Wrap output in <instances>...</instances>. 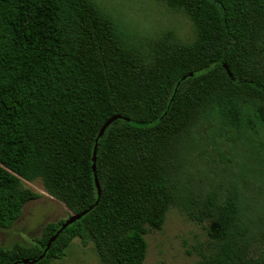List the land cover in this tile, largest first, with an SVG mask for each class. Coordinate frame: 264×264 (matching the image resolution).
<instances>
[{"label":"trees","instance_id":"obj_1","mask_svg":"<svg viewBox=\"0 0 264 264\" xmlns=\"http://www.w3.org/2000/svg\"><path fill=\"white\" fill-rule=\"evenodd\" d=\"M156 1L190 38L138 34L97 0H0V227L40 195L22 179L71 214L94 204L42 258L64 219L0 244V264H49L74 239L100 264H141L171 207L205 229L195 264H264V0ZM114 114L98 196L92 151Z\"/></svg>","mask_w":264,"mask_h":264},{"label":"rangeland","instance_id":"obj_2","mask_svg":"<svg viewBox=\"0 0 264 264\" xmlns=\"http://www.w3.org/2000/svg\"><path fill=\"white\" fill-rule=\"evenodd\" d=\"M97 1L138 34L155 35L172 30L182 39H188L192 35L187 18L156 0ZM200 169L202 176L212 171L208 161ZM22 186L40 195L24 203L20 216L11 226L0 227L2 246L10 247L16 242L28 244L33 237L40 235L46 223L57 222L71 214L61 201L45 191L40 178L31 181L22 179ZM145 239L146 254L141 264H195L200 256L199 252L206 249L204 246L207 243L203 226L188 219L175 207L167 210L161 228H148ZM49 264L100 262L91 244L82 245L79 239H74L67 248L66 255Z\"/></svg>","mask_w":264,"mask_h":264},{"label":"water","instance_id":"obj_3","mask_svg":"<svg viewBox=\"0 0 264 264\" xmlns=\"http://www.w3.org/2000/svg\"><path fill=\"white\" fill-rule=\"evenodd\" d=\"M223 66L225 67L227 73L229 75L230 72L227 68V66L225 64H223ZM192 73H189V75H191ZM185 77L182 76V79ZM122 116L120 114H114L112 116H110L103 124L102 126L100 127L96 137H95V143H94V146H93V151H92V170H93V173H94V183H95V186L97 188V193H98V196L100 194V187H99V184H98V180L96 178V175H95V154H96V146H97V139L103 134L105 128L113 121L115 120L116 118H121ZM128 119V118H127ZM94 204L90 205L88 208H85L77 213H73L69 216H67L66 218H64L63 222L61 223L60 227L55 231V233H53L49 238L48 240L46 241V245H45V248H44V251L39 255L38 258H42L45 251L49 248L51 242L56 238V236L58 235V233L63 229L65 228L68 224L72 223L73 221L79 219L82 215H84L90 208L93 207ZM37 259H32V260H28V259H22V260H19V261H14L12 262L11 264H16L17 262H23V263H33L35 262Z\"/></svg>","mask_w":264,"mask_h":264}]
</instances>
